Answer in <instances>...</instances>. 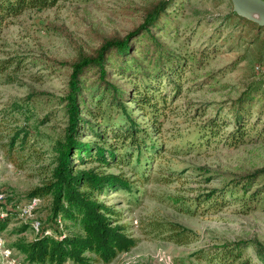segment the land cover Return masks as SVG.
Listing matches in <instances>:
<instances>
[{
  "label": "rangeland",
  "instance_id": "1",
  "mask_svg": "<svg viewBox=\"0 0 264 264\" xmlns=\"http://www.w3.org/2000/svg\"><path fill=\"white\" fill-rule=\"evenodd\" d=\"M156 1L57 0L47 8L26 9L3 26L0 61L7 60L9 66L0 72V189L6 195L0 202V217L7 209L15 215L0 231L2 247L12 248L20 238L32 239L30 227L20 231L31 220L53 231L73 232L49 218V198L31 214L22 208L27 192L40 185L54 166L55 146L66 127L61 98L69 70L59 63L71 60L79 50L90 52L98 35L124 36L142 22L144 8ZM182 7L178 31L165 36V43L180 55L205 47L215 52L186 72L178 94L167 102L159 133L147 117L134 112L140 128L148 132L145 141L155 142L156 148L144 145L138 157L135 146L120 148L119 153H129L121 164L80 163L73 158V168L119 175L131 185L128 190L97 194L99 201L118 211L117 223L125 233L137 239L130 251L108 264H209L198 253L213 245L236 239L264 243V206L246 209L231 196L223 201L234 202L220 207L197 204L202 195L227 185L233 175L264 168V139L235 146L224 139L232 126L213 139H203L200 131L205 119L215 110L221 114L249 85L260 83L259 99L264 98V50L254 42L255 32L229 20L231 0H185ZM18 129L26 131L27 139L23 147L14 144L11 162L7 149ZM81 134L84 141H110L88 131ZM168 222L190 229L195 240L178 245L156 234L157 224ZM14 257L24 261L18 251Z\"/></svg>",
  "mask_w": 264,
  "mask_h": 264
},
{
  "label": "trees",
  "instance_id": "2",
  "mask_svg": "<svg viewBox=\"0 0 264 264\" xmlns=\"http://www.w3.org/2000/svg\"><path fill=\"white\" fill-rule=\"evenodd\" d=\"M56 1L0 0V34L12 17L26 9L53 6ZM184 2L156 1L144 8L142 22L124 36L98 35L97 46L90 52L79 50L71 60L60 61L59 64L69 70L67 89L61 98L66 127L62 139L56 143L55 163L50 173L26 195L28 198H49V218L54 221L60 217L63 227L73 232L55 234L47 225L32 239H17L12 248L22 254L25 261L108 264L136 245L137 239L125 233L124 226L117 223L118 211L113 205L97 199V194L102 191L128 190L131 186L128 180L92 168H73V158L80 163L121 164L127 162L129 153H119L120 148L135 146L137 157L144 145L149 150L156 148L155 142L148 144L145 141L148 132L140 128L134 112L139 111L147 117L159 133L158 126L165 116L167 102L178 94L186 72L204 64L215 52L213 47H205L180 55L165 43V36L170 37L178 31V15ZM228 18L237 21L240 29L246 26L248 32H255L254 42H260V49L264 50V33L261 34L264 26L240 17L233 10ZM8 66L7 60L0 61V72ZM261 87L260 83L249 85L221 109V114L215 110L212 117L201 123V137L213 139L222 134L224 128L232 126L224 135L228 144L236 146L263 140L264 98L259 99ZM85 131L103 139L106 136L110 141H84L81 133ZM24 133L26 131L18 129L10 140L7 157L11 162L15 161L11 152L14 144L18 142L23 147L26 143ZM226 196L235 198L246 209L264 206V168L233 175L227 185L202 195V201L197 204L220 207L225 202H234L223 201ZM13 214L7 209L0 217V231L5 229ZM27 228L29 223L23 224L20 231ZM154 230L178 245L195 240L193 232L178 223H160ZM198 254L209 264H264V243L236 239L213 245Z\"/></svg>",
  "mask_w": 264,
  "mask_h": 264
},
{
  "label": "built area",
  "instance_id": "3",
  "mask_svg": "<svg viewBox=\"0 0 264 264\" xmlns=\"http://www.w3.org/2000/svg\"><path fill=\"white\" fill-rule=\"evenodd\" d=\"M255 68L260 69L261 64H257ZM5 196H6L5 191L0 189V202H3V200L5 199ZM42 202H43V199L38 196H33L31 198H28L26 204L22 206V208H24L23 209L24 214H31L32 211L35 210L37 206H39V204H41ZM3 215L4 213H2V216ZM54 222L55 224H57L59 228L63 227V222L60 217H57L54 220ZM29 227L31 228V230L34 232L35 235L38 234L40 230L43 228L41 227V222L37 220H31L29 223ZM49 231L52 232L51 229H49ZM54 233L55 234L64 233V231L61 232V231L54 230ZM15 252L16 250L13 248L2 247V240L0 237V254L3 259L2 264H47V263H31L25 260L23 262L16 261L17 259L14 257ZM65 264H73V263H71L70 261H67Z\"/></svg>",
  "mask_w": 264,
  "mask_h": 264
},
{
  "label": "water",
  "instance_id": "4",
  "mask_svg": "<svg viewBox=\"0 0 264 264\" xmlns=\"http://www.w3.org/2000/svg\"><path fill=\"white\" fill-rule=\"evenodd\" d=\"M231 3L237 15L264 26V0H231Z\"/></svg>",
  "mask_w": 264,
  "mask_h": 264
}]
</instances>
